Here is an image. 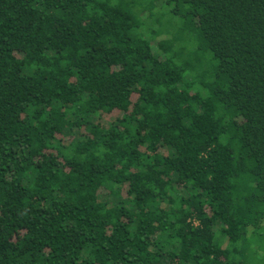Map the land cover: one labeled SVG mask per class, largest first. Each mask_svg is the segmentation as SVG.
<instances>
[{
  "label": "trees",
  "instance_id": "16d2710c",
  "mask_svg": "<svg viewBox=\"0 0 264 264\" xmlns=\"http://www.w3.org/2000/svg\"><path fill=\"white\" fill-rule=\"evenodd\" d=\"M0 264H264V0H0Z\"/></svg>",
  "mask_w": 264,
  "mask_h": 264
}]
</instances>
